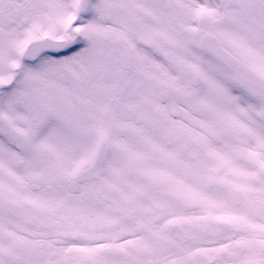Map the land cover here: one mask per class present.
I'll return each mask as SVG.
<instances>
[{
  "label": "snow or ice",
  "instance_id": "snow-or-ice-1",
  "mask_svg": "<svg viewBox=\"0 0 264 264\" xmlns=\"http://www.w3.org/2000/svg\"><path fill=\"white\" fill-rule=\"evenodd\" d=\"M0 264H264V0H0Z\"/></svg>",
  "mask_w": 264,
  "mask_h": 264
}]
</instances>
